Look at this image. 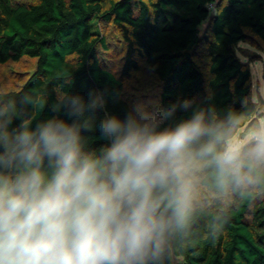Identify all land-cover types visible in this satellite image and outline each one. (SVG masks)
<instances>
[{
  "label": "trees",
  "instance_id": "obj_1",
  "mask_svg": "<svg viewBox=\"0 0 264 264\" xmlns=\"http://www.w3.org/2000/svg\"><path fill=\"white\" fill-rule=\"evenodd\" d=\"M203 21H208L209 37L199 32ZM101 22H112L123 35V76L139 68V54L159 79L161 117L155 122L135 114L123 97L122 79L101 62L98 45L106 46ZM252 35L264 41V0H0V64L35 58L21 86L0 91V123L18 133L23 125L35 131L50 119L83 125L91 116L93 128L81 127L80 136L86 152L100 155L111 143L101 134L103 120L116 117L124 125L161 131L202 113L204 133L187 150L204 161L201 182L216 193L230 188L232 200L190 207L184 226L173 222L145 264H264V170L245 154L238 160L243 182L237 184L231 172L222 182L216 162L231 130L257 112L249 68L235 52L236 44ZM203 36L208 75L194 60ZM93 101L95 109L88 107ZM79 104L84 112L77 116ZM208 146L211 152L204 151ZM43 168L50 177L47 159ZM0 171L14 180L23 165L0 164ZM246 175L259 194L243 185ZM179 186L173 173L168 186L156 190L164 197L165 218L171 216L165 211L168 193Z\"/></svg>",
  "mask_w": 264,
  "mask_h": 264
},
{
  "label": "clouds",
  "instance_id": "obj_2",
  "mask_svg": "<svg viewBox=\"0 0 264 264\" xmlns=\"http://www.w3.org/2000/svg\"><path fill=\"white\" fill-rule=\"evenodd\" d=\"M83 112L79 104L73 114ZM91 121L89 116L83 125H68L50 119L35 131L23 125L18 133L0 123V164L23 165L14 180L0 178V264H145L173 222L186 223V186L169 191V218L161 211L164 197L155 193L179 173L177 159L203 135V114L161 131L124 125L116 117L103 120L101 134L111 143L100 155L86 152L81 140L80 128L91 130ZM255 139L251 154L264 160V133ZM237 160L235 151L216 158L222 182L228 172L243 182Z\"/></svg>",
  "mask_w": 264,
  "mask_h": 264
},
{
  "label": "rangeland",
  "instance_id": "obj_3",
  "mask_svg": "<svg viewBox=\"0 0 264 264\" xmlns=\"http://www.w3.org/2000/svg\"><path fill=\"white\" fill-rule=\"evenodd\" d=\"M208 28V21H203L199 25L200 34L209 37ZM98 30L106 43V46L98 45L99 57L103 65L122 79L124 83L123 97L132 106L135 114L144 122L150 124L160 119L159 79L139 54L135 55L139 68L131 70L130 76H123L121 70L125 61L126 44L119 27L112 22H101ZM235 52L238 58L249 68L250 99L255 103L257 112L231 130L223 143V152L235 151L238 160L242 155H249L264 170V160L258 161L251 154L257 134L264 133V41L252 35L247 41H239L235 46ZM194 60L204 74L208 75L209 57L206 52L204 36L195 49ZM34 68L35 58L31 57H22L18 61L8 60L0 64V91L21 86ZM203 164V160L194 158L186 150L174 165L175 168L179 169L177 175L180 186L184 185L188 189L190 207L196 205L209 206L215 199L225 204L230 202L232 200L230 188L216 193L201 182ZM2 167L5 166L2 164ZM0 178H5L1 171ZM243 185L254 189L259 194V189L249 176H245ZM178 260V257H174L175 262Z\"/></svg>",
  "mask_w": 264,
  "mask_h": 264
},
{
  "label": "built area",
  "instance_id": "obj_4",
  "mask_svg": "<svg viewBox=\"0 0 264 264\" xmlns=\"http://www.w3.org/2000/svg\"><path fill=\"white\" fill-rule=\"evenodd\" d=\"M209 7H212V5H211V4H209Z\"/></svg>",
  "mask_w": 264,
  "mask_h": 264
}]
</instances>
